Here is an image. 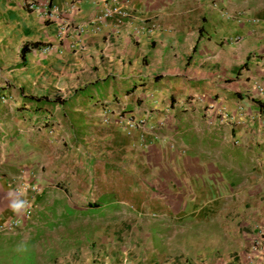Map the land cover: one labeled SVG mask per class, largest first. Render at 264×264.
<instances>
[{
    "label": "rangeland",
    "instance_id": "rangeland-1",
    "mask_svg": "<svg viewBox=\"0 0 264 264\" xmlns=\"http://www.w3.org/2000/svg\"><path fill=\"white\" fill-rule=\"evenodd\" d=\"M185 1L172 3L173 13L186 7L188 18L205 17L207 41L212 39L218 47L216 72L208 70L210 51L187 59L194 62L189 75L202 80L197 82L199 91L188 94L172 111H148L154 115L150 114L153 130L141 133L145 145L138 143L135 133L125 135L112 116L109 123L102 124L98 114L92 136L99 131L109 135L107 129L121 131V136L110 139L120 149H107L103 156H97L99 149H76L69 154L70 146L58 139L63 155L66 152L65 165L72 169L62 172L60 179L54 176L49 184H38L45 189L31 219L9 233H0V264L111 261L112 254L118 253L113 247L153 244L161 253L173 238L175 244L186 247L184 252L211 247L216 257H233V264H264V110L254 105V101L264 103V94L253 90L257 86L264 90V0ZM215 84L223 92H207ZM212 101L216 107L210 111ZM5 108L2 110L10 111ZM222 109L243 119L242 124H234L242 134L237 144L231 138L233 125L216 122ZM49 110L53 116L62 115L59 106ZM118 113L130 114L123 107L111 115ZM41 120L42 116L23 119L33 133L47 131L37 129ZM57 125L51 123L52 128ZM7 139L1 136L0 145ZM130 140V149H122ZM91 141L85 139L88 144ZM146 145L154 150L142 149ZM174 156L181 165L175 164ZM193 162L202 167V173L189 169ZM174 177L186 179L183 190L169 185L168 179ZM173 192L187 196V208L216 211L219 217L209 219L214 225L201 228L194 219L185 218L179 224L181 229L203 232L172 233V226L178 224L172 225L162 214L171 204L167 198ZM121 210L138 212L139 224H121L131 220L120 217Z\"/></svg>",
    "mask_w": 264,
    "mask_h": 264
},
{
    "label": "crops",
    "instance_id": "crops-1",
    "mask_svg": "<svg viewBox=\"0 0 264 264\" xmlns=\"http://www.w3.org/2000/svg\"><path fill=\"white\" fill-rule=\"evenodd\" d=\"M100 1L83 0L79 11L67 14L68 19L74 23L90 20ZM119 1L126 2L132 10L131 18L119 21L112 17L105 21L99 32L72 41L69 37H59L55 24L44 22L38 13L26 11L22 0H0V97L4 98L0 101V137L8 138L0 145V224L19 212L13 211L10 205L22 199L21 195L11 192L9 183L20 179L49 184L54 176L60 179L64 176L62 172L72 169L65 165L66 152L63 155L58 139L63 138L70 146L69 154L76 149H99L97 156H103L107 149L119 148L115 143L112 146L110 139L111 136H121V131L107 129L109 135L106 131H99L97 136H92L100 105H106L113 114L124 107L129 115L138 117L153 115L148 112L151 109L172 111L175 105L179 106L177 102L183 103L188 94L199 91L197 82L202 80L188 73L194 65L193 58L187 62L192 54L210 51L208 70L216 72L218 47L212 39L207 41L209 31L205 17L199 20L188 18L186 7L177 14L173 13L172 3L185 4V0ZM35 2L40 8L45 5V0ZM52 2L62 10L66 7L62 0ZM136 29L140 32L134 36ZM26 45L29 50L21 57V48ZM39 45H51L55 49L43 54L34 49ZM207 92L223 91L215 84ZM56 97L63 102L51 103ZM54 105L59 106L62 115L50 113V122L59 125L52 128L51 134L47 131L33 133L26 128L23 119L32 121L40 116L43 119ZM5 107L10 111L2 110ZM231 125V138L239 140L242 134L238 128L234 129V124ZM88 137L92 139L90 144L85 142ZM132 141L122 149H130ZM143 142V145L147 144ZM134 143L138 148L137 138ZM138 143L142 144L141 141ZM147 148L148 145L142 147L154 150ZM175 159L178 160L175 164L181 165L179 158ZM197 164L191 163L189 169L202 173V167ZM168 182L170 186H182L181 190L186 186V179L180 177L169 178ZM186 199L181 192L168 195L167 201L171 204L165 206L167 212L162 216L172 225L178 224L172 226V233L203 232V229H181L179 224L185 218L194 219V224L201 228L214 225L209 219L219 217L215 216L216 211L197 206L187 208ZM117 214L131 219L130 222L122 220L121 224H139L138 212L121 210ZM219 226L222 227V223ZM173 241L174 238L167 241V251L161 253L153 244L146 248L120 245L113 247L118 253L112 254L111 261L92 263L87 259L84 264H233V257H216L211 247L184 252L186 247Z\"/></svg>",
    "mask_w": 264,
    "mask_h": 264
},
{
    "label": "built area",
    "instance_id": "built-area-1",
    "mask_svg": "<svg viewBox=\"0 0 264 264\" xmlns=\"http://www.w3.org/2000/svg\"><path fill=\"white\" fill-rule=\"evenodd\" d=\"M53 0H45V5L40 8L37 6L35 0H22V7L28 12L38 13V15L42 18V20L46 23H52L57 26V33L59 37H69L72 41H75L78 37L86 34H95L100 31V29L104 26L105 21L108 19L115 17L119 21L127 20L133 16L132 10L128 8V5L124 1L119 0H101L96 4V11L90 18V20L81 23H74L69 20L67 14L77 12L80 9V5L83 0H62L66 3V7L62 10L58 5H56ZM220 13V12H219ZM221 14V13H220ZM222 15V14H221ZM139 30H135L133 35L137 36L139 34ZM36 51L48 54L52 52L55 48L51 45H39L34 48ZM60 53V51H58ZM253 90L260 94H264V90L262 87H254ZM0 101H4L3 97H0ZM220 101L219 99L216 100ZM216 101H212L208 105V109L212 111L215 109ZM178 105H182L177 102ZM238 114L241 115L242 109L240 107L237 108ZM47 112V111H46ZM51 111L46 113L45 117L38 124L37 129H45L49 134L53 132L51 127L49 116ZM99 117L101 118L102 124L109 123L110 117L112 116L115 124H117L125 135H131L135 133L139 140L143 142V135L145 129L151 131L153 130V126L151 125V116L149 114L142 117H134L129 114L118 113L116 115H111L112 112L108 109L106 105H100L99 108ZM243 119L237 117L235 119L233 114L227 113L222 109V111L218 114L217 123H226L240 125L242 124ZM237 139V138H235ZM235 144L238 143L234 141ZM8 187L11 191L21 195L23 202V207L18 215H15L11 219L5 221L0 224V233H9L15 228L21 227L25 222L31 219L32 214L34 213L36 203L39 197L44 193V187L31 182V181H23L18 179L15 183H9Z\"/></svg>",
    "mask_w": 264,
    "mask_h": 264
},
{
    "label": "trees",
    "instance_id": "trees-1",
    "mask_svg": "<svg viewBox=\"0 0 264 264\" xmlns=\"http://www.w3.org/2000/svg\"><path fill=\"white\" fill-rule=\"evenodd\" d=\"M34 46H36V45H34ZM29 50V47H28V45H26V46H23L22 48H21V51H20V55H21V57H23V53L24 52H26V51H28ZM31 99H34V100H36V101H40V100H43L42 98H34V97H30ZM63 101L61 100V99H59L58 97H56V98H54L52 101H51V103H62ZM254 105H255V107L258 109V110H264V103H261L260 101H254ZM91 207H93V205H91Z\"/></svg>",
    "mask_w": 264,
    "mask_h": 264
},
{
    "label": "clouds",
    "instance_id": "clouds-1",
    "mask_svg": "<svg viewBox=\"0 0 264 264\" xmlns=\"http://www.w3.org/2000/svg\"><path fill=\"white\" fill-rule=\"evenodd\" d=\"M13 211H20V209L23 207V202H16L10 205Z\"/></svg>",
    "mask_w": 264,
    "mask_h": 264
}]
</instances>
